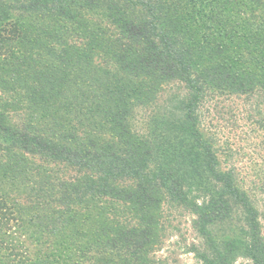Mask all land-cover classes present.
I'll list each match as a JSON object with an SVG mask.
<instances>
[{"label":"trees","instance_id":"1","mask_svg":"<svg viewBox=\"0 0 264 264\" xmlns=\"http://www.w3.org/2000/svg\"><path fill=\"white\" fill-rule=\"evenodd\" d=\"M257 92L264 0H0V264H155L165 206L202 264H264L199 112Z\"/></svg>","mask_w":264,"mask_h":264},{"label":"rangeland","instance_id":"2","mask_svg":"<svg viewBox=\"0 0 264 264\" xmlns=\"http://www.w3.org/2000/svg\"><path fill=\"white\" fill-rule=\"evenodd\" d=\"M199 112L201 129L213 143L222 168L233 171L255 201L264 235V92L247 96L214 93ZM164 216L167 233L155 254V264H202L192 252L202 244L193 228V215L165 206ZM237 264L250 261L240 258Z\"/></svg>","mask_w":264,"mask_h":264}]
</instances>
